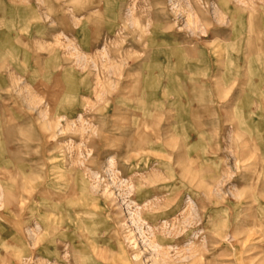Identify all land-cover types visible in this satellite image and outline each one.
Returning <instances> with one entry per match:
<instances>
[{"label": "rangeland", "instance_id": "rangeland-1", "mask_svg": "<svg viewBox=\"0 0 264 264\" xmlns=\"http://www.w3.org/2000/svg\"><path fill=\"white\" fill-rule=\"evenodd\" d=\"M0 264H264V0H0Z\"/></svg>", "mask_w": 264, "mask_h": 264}]
</instances>
